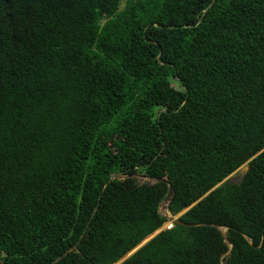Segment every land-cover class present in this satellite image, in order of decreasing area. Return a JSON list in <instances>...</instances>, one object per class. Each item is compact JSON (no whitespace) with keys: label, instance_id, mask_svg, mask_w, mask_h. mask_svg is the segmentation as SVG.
Here are the masks:
<instances>
[{"label":"trees","instance_id":"1","mask_svg":"<svg viewBox=\"0 0 264 264\" xmlns=\"http://www.w3.org/2000/svg\"><path fill=\"white\" fill-rule=\"evenodd\" d=\"M263 148L264 0H0L7 264L78 240L54 264H112L166 222L165 181L177 214ZM119 171L165 181L102 191ZM178 221L228 229L173 223L120 264H221L224 239L264 264V149Z\"/></svg>","mask_w":264,"mask_h":264},{"label":"water","instance_id":"2","mask_svg":"<svg viewBox=\"0 0 264 264\" xmlns=\"http://www.w3.org/2000/svg\"><path fill=\"white\" fill-rule=\"evenodd\" d=\"M209 5H212V1L210 2ZM163 110V109H161ZM264 149V148H263ZM262 149V150H263ZM262 150H260L259 152H257L255 155H253L250 159H252L254 156H256L258 153H260ZM249 159V160H250ZM247 160L245 163L243 164H246V168L245 170H243L241 172V175H240V178L237 182L235 183H238L242 180L246 170H247V167H248V161ZM242 164V165H243ZM241 166V165H240ZM239 166V167H240ZM238 167V168H239ZM237 168V169H238ZM236 170V169H235ZM234 170V171H235ZM233 171V172H234ZM232 172V173H233ZM232 173H230L229 175H227L225 178H223L222 180H220L218 183H216L212 188H210L207 192H205L201 197H199L196 201H194L192 204H190L188 207H185L184 209H182L180 212H178L177 214H169V215H165L161 212V205L167 201L168 203V200H169V195H170V192H171V183L169 181H165L163 178L161 177H154V176H150V175H147L145 173H139V172H134V173H125L124 171H119V172H113L109 175V178L108 180L106 181V183L104 184L103 188H102V191L104 190V188L114 179H126V178H133V177H144L146 179H148V181L150 183H153V182H157V181H162V182H166L168 188H167V193L165 195V197L163 198V200L159 203V206H158V212L159 214H161L165 219L166 221H171V223H179V224H183L185 226H196V225H201V224H204V225H212V226H215L216 228H218L221 232V234L223 235V237L225 236L226 234V231L228 229V226H225V225H219V224H209V223H182L180 221H178V217L183 214L184 212H186L190 207H192L195 203H197L201 198H203L205 195H207L210 191H212L213 189H215L216 187H218L219 185H221L222 183L224 182H233L232 178H228ZM102 193V192H101ZM101 194L99 195L98 199L100 198ZM97 207H98V204L95 205L93 211H92V214H91V217L94 215V213L96 212L97 210ZM166 225V224H165ZM88 226V222L82 232V235L84 234L86 228ZM166 228L164 225H162L161 227H159L158 229H156L155 231H153L152 233L148 234L147 236H145L138 244H136L133 248H131L128 252H126L123 256H121L120 258H118L115 262H113L112 264H120L122 263L125 259H127L130 255H132L136 250H138L141 246H143L146 242H148L150 239H152L157 233H159L162 229ZM244 237L249 240V242L252 244V241H251V238L248 237L246 234H243ZM79 240L77 242H75L73 245H71L69 248H67L65 251H63L61 254H59L58 256H56L51 262H49L48 264H54L56 263L58 260H60L61 258H63L68 252L72 251V250H76L77 249V244H78ZM224 242L226 244H228L229 246V250L225 253H222L221 256H220V260H221V264H224L222 262V258L224 256H226L227 254H229L230 252V249L232 247V244L230 242H228L226 239H224ZM0 263L1 264H7L2 258H0Z\"/></svg>","mask_w":264,"mask_h":264},{"label":"rangeland","instance_id":"3","mask_svg":"<svg viewBox=\"0 0 264 264\" xmlns=\"http://www.w3.org/2000/svg\"><path fill=\"white\" fill-rule=\"evenodd\" d=\"M246 168V164H243L241 165L238 169H236L228 178H232L233 182H237L240 178V175H241V172L243 170H245ZM135 179L138 181V182H145V181H148V179L144 178V177H135ZM149 182V181H148ZM161 212L165 215H169L171 212L169 211L168 209V203L167 201H165L162 205H161ZM173 214V213H171ZM168 223H171V221H166L163 223V225L165 226V224H168Z\"/></svg>","mask_w":264,"mask_h":264},{"label":"built area","instance_id":"4","mask_svg":"<svg viewBox=\"0 0 264 264\" xmlns=\"http://www.w3.org/2000/svg\"><path fill=\"white\" fill-rule=\"evenodd\" d=\"M173 223H168L165 225L166 228H170L172 226Z\"/></svg>","mask_w":264,"mask_h":264}]
</instances>
